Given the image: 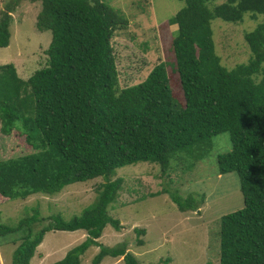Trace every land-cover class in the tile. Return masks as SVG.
Here are the masks:
<instances>
[{
	"label": "trees",
	"instance_id": "trees-1",
	"mask_svg": "<svg viewBox=\"0 0 264 264\" xmlns=\"http://www.w3.org/2000/svg\"><path fill=\"white\" fill-rule=\"evenodd\" d=\"M22 1L10 0L1 13L0 47L10 44L12 13ZM29 1L41 3L36 24L50 30L52 40L47 65L27 79L14 63L0 64L1 130H17L32 147L0 159V195L53 196L74 182L106 180L93 204L70 219L62 213L45 217L37 209L14 225L0 222V236L26 232L11 264H30L47 232L80 229L86 239L52 264H81L93 245L100 246L93 264L107 256L141 264L126 243L99 241L108 224L123 228L109 212L123 183L112 179L117 168L151 161L166 173L172 161L184 158L181 151L200 149L223 132H229L232 149L218 156V174L238 172L245 205L222 217L219 264H264V21L245 34L251 59L232 69L216 51L212 27L215 18L241 22L246 13H264V0H181L172 21L178 26L172 51L179 96L165 62L142 82L121 86L112 39L129 19L106 0ZM171 197L183 212L203 201Z\"/></svg>",
	"mask_w": 264,
	"mask_h": 264
},
{
	"label": "rangeland",
	"instance_id": "rangeland-1",
	"mask_svg": "<svg viewBox=\"0 0 264 264\" xmlns=\"http://www.w3.org/2000/svg\"><path fill=\"white\" fill-rule=\"evenodd\" d=\"M10 0H0V16ZM128 19L126 28L112 39L122 87L142 82L159 63L165 62L170 84L181 95L172 41L177 24L173 17L184 6L181 0H106ZM225 0H215L218 4ZM40 2L23 0L12 13L11 40L0 47V64L14 63L25 79L48 63L47 49L52 40L50 30H39L37 17ZM264 21V13L254 17L246 13L241 22L212 21L214 41L222 63L229 69L247 63L252 51L246 32ZM232 149L229 132L217 134L200 149L181 151L180 163L172 161L164 173L156 162L141 161L117 168L112 179L122 178V188L110 214L121 220L120 231L108 224L99 241L106 246L126 243L141 264H219L220 227L224 215L244 207L238 172L218 174V156ZM32 151L31 145L17 130H1L0 159L17 157ZM189 151V152H188ZM103 176L67 185L56 195L33 194L25 199H8L0 195V222L14 225L37 209L47 217L62 213L66 219L81 214L95 201ZM186 198L194 195L201 205L183 212L171 194ZM145 230V233L141 232ZM26 234L20 230L0 236V264H11L14 252ZM87 237L85 230H51L38 246L30 264H52L62 259ZM140 240L144 243L140 244ZM100 246H91L81 264H93ZM100 264H125L124 257H105Z\"/></svg>",
	"mask_w": 264,
	"mask_h": 264
}]
</instances>
